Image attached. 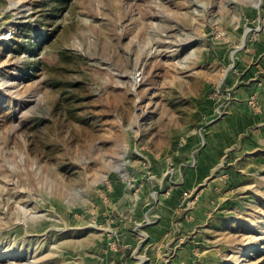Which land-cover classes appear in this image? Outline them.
<instances>
[{"label":"rangeland","instance_id":"374dc122","mask_svg":"<svg viewBox=\"0 0 264 264\" xmlns=\"http://www.w3.org/2000/svg\"><path fill=\"white\" fill-rule=\"evenodd\" d=\"M259 16L264 0H0V264H134L131 229L141 264H264V92L230 107L228 79ZM208 101L261 115L213 169Z\"/></svg>","mask_w":264,"mask_h":264},{"label":"crops","instance_id":"0c3cea01","mask_svg":"<svg viewBox=\"0 0 264 264\" xmlns=\"http://www.w3.org/2000/svg\"><path fill=\"white\" fill-rule=\"evenodd\" d=\"M254 39L255 40L250 39L247 44L241 46L240 48L238 47L239 49H233L235 50L234 54L236 53L234 56L232 53H230L234 57L233 62L236 63L237 66L235 67L236 71L232 70V72L228 76V79H230L231 81V85L229 84V87H234V96L232 97L233 100L231 102L233 104L230 107H237L234 105L242 104L243 108L245 107L246 111L250 114L251 112H254V110L251 108V106H253V102H251L252 98L250 97L254 96L255 106V103L257 102V100L259 102V97L262 96L264 92V36ZM230 52H232V50ZM255 92H257L258 97ZM211 103L208 101L207 105L203 107L204 112L201 114L202 116L200 118L201 121H203V125L201 124V127L199 126V134L198 131L195 130V133L198 136L200 135L201 143H203L204 145V147L201 149L202 154L200 155L199 153L200 161L205 168L209 169H213V166H215L216 168L219 165V162L222 161L224 156H227L229 154L234 155L233 153H235V151L229 153V151L227 152L226 149L229 147H234L236 145L235 140L234 138H232L231 140H228L227 138L230 139V137H234L236 135V132H238L240 128H242L243 130V125H246V121H249L250 123L253 119H256V117H261V115L258 114L255 118H253L251 115L246 118L244 114L239 115L236 111L235 114H233V111L230 112L229 116L226 117V110L222 118H220L219 120H215L213 119V108L217 102L214 101L213 104V102L211 101ZM258 108L259 107L254 108L256 109V114L258 113ZM229 120H234L236 122L240 121L241 126H233L232 128L227 129V122ZM253 141L254 140H248V142L246 143V147H250ZM211 162L213 164L216 162V164L212 166ZM210 166L212 167L210 168ZM143 233L144 234H142V236L147 238L149 236V238L151 237V239H154V234H149L148 231H144ZM127 234L131 235L132 241L122 243V245L125 247L122 248V250L124 252H131L132 257H128L130 261L132 260L131 262H134V264H141V261L143 260L142 258L145 257L135 256L142 248L140 246L141 244L138 243L136 239L140 238L139 234L135 233L132 229ZM124 237H126V235H124ZM135 259H138V261H134Z\"/></svg>","mask_w":264,"mask_h":264},{"label":"built area","instance_id":"2783aa9c","mask_svg":"<svg viewBox=\"0 0 264 264\" xmlns=\"http://www.w3.org/2000/svg\"><path fill=\"white\" fill-rule=\"evenodd\" d=\"M263 30H264V17H261V16L256 17L253 27L250 28V32L255 33V32H261ZM213 97L221 98V92L219 90H216L213 94ZM252 99L253 100H251V102H253V104H254V96H252ZM224 100H225V97H223L221 100H219V104H217V106L215 107L216 118L220 117L223 113L222 106H223ZM142 259L143 260L141 261V263L146 260V258H142Z\"/></svg>","mask_w":264,"mask_h":264},{"label":"bare ground","instance_id":"6f19581e","mask_svg":"<svg viewBox=\"0 0 264 264\" xmlns=\"http://www.w3.org/2000/svg\"><path fill=\"white\" fill-rule=\"evenodd\" d=\"M249 33V30L247 28H245V31H244V37L246 38V36L248 35Z\"/></svg>","mask_w":264,"mask_h":264}]
</instances>
